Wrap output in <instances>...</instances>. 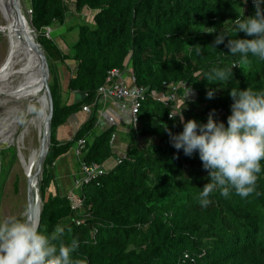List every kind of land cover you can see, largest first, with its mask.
I'll return each mask as SVG.
<instances>
[{
    "label": "trees",
    "instance_id": "1",
    "mask_svg": "<svg viewBox=\"0 0 264 264\" xmlns=\"http://www.w3.org/2000/svg\"><path fill=\"white\" fill-rule=\"evenodd\" d=\"M28 6L31 25L50 61L53 97L39 231L51 234L63 227L61 239L54 241L57 245L76 238V264H264V171L249 196L241 198L233 191L225 198L217 191L212 202L201 207L197 198L207 183V171L197 153L189 157L176 150L162 127L167 124L178 133L183 127L180 115L184 121L206 122V111L218 107L224 113L215 112L214 118L226 124L231 87L264 89V60L258 57L250 56L251 63L242 69L233 67L232 79L226 86L220 84L211 99L206 91L216 85L203 79L212 67L238 60L228 53V37L216 49L210 45L239 14H254L253 0H28ZM85 12L92 13V23L78 21V36L62 53L44 32L54 24L67 25L69 15L73 20ZM213 27L215 32H204ZM57 59L74 63L63 95L51 68ZM112 68L130 70L135 85L146 89L137 111L139 123L131 127L126 150L111 168L75 186L81 204L71 208L66 191L55 182L54 162L81 138L84 147L78 159L101 165L114 156L110 138L115 127L97 131L95 116L97 89ZM178 82L191 89L184 100L182 86L173 106L152 98V92H166ZM83 104L90 105V114L69 140L60 143L56 128L82 111ZM15 157V147L0 150V192Z\"/></svg>",
    "mask_w": 264,
    "mask_h": 264
},
{
    "label": "clouds",
    "instance_id": "2",
    "mask_svg": "<svg viewBox=\"0 0 264 264\" xmlns=\"http://www.w3.org/2000/svg\"><path fill=\"white\" fill-rule=\"evenodd\" d=\"M253 5V15L239 14L231 20L230 29L222 27L210 45L216 49L228 37L225 45L228 53L238 56V60L222 67H212L205 74L203 79L216 85L206 91L209 99L218 88H222L220 84L226 86L232 79L233 67L242 69L250 64V56L264 60V0H253ZM210 29L204 32L216 31L214 27ZM239 32L245 37H237ZM201 51L200 45L195 47L198 55ZM190 91L185 87L183 100ZM228 95L232 103L226 124L214 118L215 109L209 112L206 122L184 121L180 112L169 114L170 118L180 115L183 127L178 133L162 124L171 145L176 150L182 149L189 157L197 153L202 168L207 171V183L200 187L197 198L201 207H207L212 202L211 195L217 191L225 198L233 191L241 198L249 196L255 190L258 174L264 171L261 164L264 160V89L237 86L231 87ZM63 233L64 228L58 226L53 233L44 234L39 231L35 219L27 215L0 219V264H76L72 256L78 247L76 238L70 244L54 243Z\"/></svg>",
    "mask_w": 264,
    "mask_h": 264
},
{
    "label": "bare ground",
    "instance_id": "3",
    "mask_svg": "<svg viewBox=\"0 0 264 264\" xmlns=\"http://www.w3.org/2000/svg\"><path fill=\"white\" fill-rule=\"evenodd\" d=\"M0 17L3 19L2 32L6 41L5 54L0 62V103L6 101L7 105L5 107L8 108V111H4V108L3 112L0 111V117H9V120L5 121L6 123H2L0 143L4 142L16 147L23 170L22 173H24L26 179V187L27 184H30L34 191L37 192L35 176L38 146L27 149L24 144V137L31 125L37 127L39 138L41 137L45 111V94L39 76L36 57L27 45L17 37V34L10 30L13 18H11L9 13L7 0H0ZM23 29H27V26L25 25ZM10 102H14L16 106L13 112H10L13 109L9 107ZM20 117H24L26 122L23 130L17 135V123H19L20 119L18 118ZM39 206L37 196L33 209V219L35 221Z\"/></svg>",
    "mask_w": 264,
    "mask_h": 264
},
{
    "label": "crops",
    "instance_id": "4",
    "mask_svg": "<svg viewBox=\"0 0 264 264\" xmlns=\"http://www.w3.org/2000/svg\"><path fill=\"white\" fill-rule=\"evenodd\" d=\"M72 17L73 16L69 15L67 21L70 22L72 20ZM78 21L79 23L84 22L81 19L79 20V17H76V23ZM62 26H65L66 29H63ZM67 27L68 26L65 24H54L51 28H49L50 33L56 32L52 38L62 53H67L69 45H71V43L73 42V40L71 38H68L67 36ZM60 29H62L63 31H61ZM54 63L56 70H61V73L63 70H68L71 73L74 64L73 61L67 59L62 61L57 59ZM70 97L72 98L73 95H70ZM87 116L88 115L83 110L69 116L68 119L64 123L59 125L55 130V138L57 139V141L63 143L69 140L78 129L80 124L85 121ZM95 116L97 131H101L111 125L115 127L110 138V140L112 139L110 143L112 144L114 156L109 157L104 163H102V166L107 170L115 164L116 160L119 157L123 156L128 145L129 132L131 127L133 128L130 107L129 105L121 106L116 100L111 98H100L98 101ZM74 147L75 146L58 157V159L54 162V169L56 184L61 188L65 187L66 190L67 188L72 187L71 189L75 192L76 188L74 183L75 179L79 176V164L78 158L74 152ZM68 156L72 158L71 160H76V166L71 165V163L67 160Z\"/></svg>",
    "mask_w": 264,
    "mask_h": 264
},
{
    "label": "built area",
    "instance_id": "5",
    "mask_svg": "<svg viewBox=\"0 0 264 264\" xmlns=\"http://www.w3.org/2000/svg\"><path fill=\"white\" fill-rule=\"evenodd\" d=\"M26 13L28 14V16H31L32 10L30 8H27ZM44 34L46 37L50 38L49 28L46 29ZM180 86L184 87L185 84L181 82L170 84L167 87L166 92H152V98L156 101L162 102L166 106H173V104L178 100L177 90ZM145 92V88L135 85L132 73L126 68H112L108 70L104 80V84L97 89V93L100 95V98L114 99L121 106L129 105L132 125L134 129L137 128L139 123L137 118V111L145 97ZM82 110L87 115H89L91 112V107L88 104H83ZM209 112L210 111L207 110L206 114L208 115ZM215 112L219 116H221L224 113V110L218 107ZM74 146L75 155L77 156V158H79L84 147V139H78ZM78 161L79 176L75 179V186L88 183L91 180L98 178L106 171L102 164L98 165L94 163H86L80 159H78ZM67 196L70 199L71 208H76L81 204V198L78 196V194H74L70 191ZM185 256H187V254H185Z\"/></svg>",
    "mask_w": 264,
    "mask_h": 264
},
{
    "label": "rangeland",
    "instance_id": "6",
    "mask_svg": "<svg viewBox=\"0 0 264 264\" xmlns=\"http://www.w3.org/2000/svg\"><path fill=\"white\" fill-rule=\"evenodd\" d=\"M20 4L22 7L23 12L25 13V17L28 20V22L30 21V16H28V14L26 13V9L29 7L28 6V0H20ZM83 15V16H82ZM82 15H80L81 17L79 19H81L84 22L87 23H91V16L92 13L91 12H85ZM2 21V22H1ZM89 23V24H90ZM69 25H74L72 28H70L67 31V36L68 38H71L73 41L76 40L77 36H78V26L76 25V19H73L72 21H70L68 23ZM67 24V26H68ZM0 27L1 29L3 28V19L0 17ZM63 29H66L65 26H62ZM68 28V27H67ZM0 29V62L4 57L5 54V49H6V41H5V37L3 35L2 30ZM61 31H63L62 29H60ZM56 32H51L50 33V37H53L55 35ZM38 37V36H37ZM5 48V49H4ZM55 62V61H54ZM52 61V66L51 68H53L55 71V63ZM50 64V61H49ZM52 69V71H53ZM57 77H58V81H59V86H61V93L63 95V93H65V87L67 84V79L70 76V71H66L63 70L61 73V70L57 71ZM51 77V76H50ZM52 80L50 79V85H51ZM44 91V89H43ZM6 102V101H5ZM5 102L0 103V111L3 112V108L4 111H8V108H6L5 106L7 105ZM2 105V106H1ZM14 105V106H13ZM9 107H12V111L15 110L16 106L14 103H9ZM13 117V116H12ZM20 119L19 123H17V131L16 134L18 135L24 127V123L26 122L24 117L23 118H18ZM38 129L36 126L31 125L27 131V133L25 134L24 137V144L25 147L27 149L30 148H36L38 146V141H39V134L37 133ZM37 144V145H36ZM10 145H8L7 147H9ZM5 147V148H7ZM11 147H15L14 145H12ZM15 151H16V157L14 162L10 165L9 169L7 170L6 173V179L3 185V189L2 192H0V219L6 218V217H18V218H24V212H25V208H26V179L24 176L22 167H21V163L19 161V157L17 154V150L15 147ZM9 151L7 152V155H5V159L3 160V166L2 169H4V165L7 164L8 159H9ZM72 158L70 156H68L67 160L71 163L72 166H76V160H71ZM3 175V173H2ZM72 188V187H71ZM71 188H67V190L65 189V187H63L60 191H66V194L68 195L70 193V191L72 190ZM74 194H77L76 191L74 192L73 190L71 191Z\"/></svg>",
    "mask_w": 264,
    "mask_h": 264
},
{
    "label": "water",
    "instance_id": "7",
    "mask_svg": "<svg viewBox=\"0 0 264 264\" xmlns=\"http://www.w3.org/2000/svg\"><path fill=\"white\" fill-rule=\"evenodd\" d=\"M7 5L11 18H13L10 30L13 33L17 34V37L20 40H22L25 43V45H27V47L33 52L34 56L36 57V61L39 69V76L45 94V111H44V117L42 123L43 129L41 130V137L39 138L38 153L36 157L37 171L35 176V185L37 187V192L34 191V188L31 187L30 184H27L26 208L24 212L25 216L27 215L28 218L33 219V209L36 203V198L38 196V201L40 205L38 207V215L36 219V223L38 225L40 220V213L42 210L40 184L43 178L46 156L51 144V121L53 116V97L50 86L51 77H50L49 63L46 53L37 37V32L32 27L31 22L30 21L28 22V20L25 17V13L22 10L20 0H7ZM26 21L28 22V25ZM25 25L27 26V29H23L25 28ZM20 26H22V28H20ZM11 101L13 100L11 99ZM7 120H9V117L6 118L0 117V129L2 127V123ZM7 146L8 144L4 142L0 143V150L4 149Z\"/></svg>",
    "mask_w": 264,
    "mask_h": 264
}]
</instances>
